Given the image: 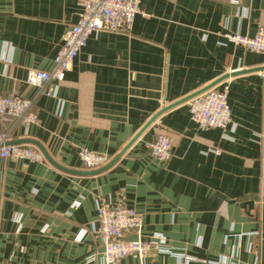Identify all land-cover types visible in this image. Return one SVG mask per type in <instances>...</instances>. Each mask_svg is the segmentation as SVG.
<instances>
[{
  "label": "crops",
  "instance_id": "0c3cea01",
  "mask_svg": "<svg viewBox=\"0 0 264 264\" xmlns=\"http://www.w3.org/2000/svg\"><path fill=\"white\" fill-rule=\"evenodd\" d=\"M82 3L0 0V96L35 95L28 70L52 68ZM139 5L128 32L90 34L53 94L36 98L38 122L19 138L37 140L67 168L93 170L80 150L109 162L172 106L98 174L1 159L0 264H104L101 202L141 214L143 238L157 244L146 264H264V53L225 36L264 27V0ZM211 84L226 87L232 120L199 129L180 101ZM158 133L171 144L164 164L148 154Z\"/></svg>",
  "mask_w": 264,
  "mask_h": 264
},
{
  "label": "built area",
  "instance_id": "2783aa9c",
  "mask_svg": "<svg viewBox=\"0 0 264 264\" xmlns=\"http://www.w3.org/2000/svg\"><path fill=\"white\" fill-rule=\"evenodd\" d=\"M139 3L140 0H83L78 20L64 31L52 68L48 71L37 68L28 70L26 83L36 88L35 95L0 96V160L14 158L38 163L46 161L41 151L32 145L6 142L12 140V136L24 137L29 126L38 122L34 111L36 98L42 94H53L52 85L64 80L66 71L86 45L90 34L100 30L128 32L135 15L141 12ZM225 36L236 45L264 53V27H260L252 37L235 33H227ZM187 105L199 129L225 128L232 120L226 87L222 90L209 88L187 100ZM20 129L22 134L18 133ZM148 154L158 162L166 163L171 156L168 137L158 133L148 146ZM79 159L84 167L90 169L100 168L108 162L106 154L87 149L80 150ZM97 222V232L103 243L104 264H121L129 256L138 259V264H146V259L156 249L155 242L143 238V218L134 208L101 202L97 206ZM129 233L136 237L127 239ZM156 238L157 242L164 241L162 236Z\"/></svg>",
  "mask_w": 264,
  "mask_h": 264
},
{
  "label": "water",
  "instance_id": "95a60500",
  "mask_svg": "<svg viewBox=\"0 0 264 264\" xmlns=\"http://www.w3.org/2000/svg\"><path fill=\"white\" fill-rule=\"evenodd\" d=\"M226 77V76H223V78ZM222 78V79H223ZM214 84H211L209 86H206L200 90H198L197 92L191 94L190 96L184 98L183 100H181L180 102L182 101H186V100H189L190 98H192L193 96L197 95V94H200L204 91H206L207 89L209 88H212ZM180 102H177V103H180ZM176 103V104H177ZM172 105L170 106H166L164 108H162L159 112H157L156 114H154V116H152V118H150V120L148 122H146V124L139 130V132H137V134L130 140V142L125 146V148H123V150L117 154L116 156H114L109 162H107L105 165L101 166L100 168H96V169H93V170H86V171H80V170H75V169H70V168H67L61 164H59L57 161H55L50 155L49 153L46 151V149L43 147V145L38 142L37 140H34L32 138H17V139H12V140H9L8 142H6V144H32L34 146H36L40 151L41 153L44 155L45 159L51 164L53 165L55 168L63 171V172H66V173H69V174H74V175H93V174H98L106 169H108L109 167H111L118 159L119 157L126 151V149L141 135V133L150 125L152 124L153 122H155V120L157 119V117L162 113L164 112L165 110H167L168 108H170Z\"/></svg>",
  "mask_w": 264,
  "mask_h": 264
},
{
  "label": "trees",
  "instance_id": "16d2710c",
  "mask_svg": "<svg viewBox=\"0 0 264 264\" xmlns=\"http://www.w3.org/2000/svg\"><path fill=\"white\" fill-rule=\"evenodd\" d=\"M84 167V166H83Z\"/></svg>",
  "mask_w": 264,
  "mask_h": 264
}]
</instances>
